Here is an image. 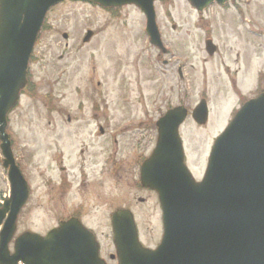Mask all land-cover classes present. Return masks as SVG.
<instances>
[{
	"label": "rangeland",
	"instance_id": "1",
	"mask_svg": "<svg viewBox=\"0 0 264 264\" xmlns=\"http://www.w3.org/2000/svg\"><path fill=\"white\" fill-rule=\"evenodd\" d=\"M236 1L240 7L235 10L231 5L215 6L203 14L186 0L156 2L166 55L150 44L146 17L135 6L109 12L91 3L68 1L51 12L48 30L40 35L39 63L32 69L35 98L23 99L11 115L15 158L31 190L19 215L16 236L27 231L45 235L57 226L59 217L81 210L102 243V257L109 264H117L111 259L116 255L111 215L118 208H129L136 217L142 243L148 248L160 244V202L157 194L143 189L139 181V162L149 157L157 144L156 127L147 132L152 120L156 124L180 103L191 114L202 100L208 101V125H198L190 115L180 129L187 165L201 181L215 141L241 109L243 99L251 100L264 91V0ZM242 11L249 13V21L243 19ZM89 30L95 36L84 44ZM209 42L217 51H209ZM179 68L184 76L181 82ZM95 113L107 116V122L102 123L106 135L99 141L106 140L112 153L116 149V159L122 161V180L106 176L103 181L92 182L99 170L92 164L91 154L96 155V163L103 157L99 153L102 143L91 140L87 141L92 148L86 149L91 151L86 155V165L95 171L90 173L87 190L77 191L75 185L71 193L63 195L51 181L46 187L50 179L58 182V178L68 176L76 180L81 162L73 142L74 125L60 128L46 120L52 121L51 116L58 114H85L90 119ZM127 126L133 128L116 133ZM56 136H67L65 141H69L61 149L66 173L61 172L62 166L52 164L54 145L50 141ZM116 136L118 145H111V137ZM9 195L0 148V205Z\"/></svg>",
	"mask_w": 264,
	"mask_h": 264
},
{
	"label": "water",
	"instance_id": "2",
	"mask_svg": "<svg viewBox=\"0 0 264 264\" xmlns=\"http://www.w3.org/2000/svg\"><path fill=\"white\" fill-rule=\"evenodd\" d=\"M64 1L0 0V77L5 76L6 83L0 87V139L11 184V197L0 210V264H107L96 238L77 219L61 223L45 237L24 233L15 240L13 252L10 246L29 189L5 132L6 116L27 83L28 63L47 13ZM89 1L105 8L137 6L146 16L151 44L166 51L155 10L161 0ZM188 1L203 11L227 0ZM92 36L89 32L85 42ZM9 62L14 67L8 71ZM188 115L185 107H178L158 121L156 149L141 169L143 188L159 195L163 241L155 250L145 248L133 214L117 211L113 228L119 264H264V94L245 104L217 139L201 183L185 164L179 134ZM193 119L199 125L208 123L206 101L194 110Z\"/></svg>",
	"mask_w": 264,
	"mask_h": 264
},
{
	"label": "flooded vegetation",
	"instance_id": "3",
	"mask_svg": "<svg viewBox=\"0 0 264 264\" xmlns=\"http://www.w3.org/2000/svg\"><path fill=\"white\" fill-rule=\"evenodd\" d=\"M230 1H233V0H230ZM229 5H231V7L234 10L237 9L238 7H240V4H238L236 0H234V2H232V3L230 2ZM242 14H243V19L246 21H249L248 20L249 13L247 11H242ZM45 27H47V26H45ZM45 27L43 29V32L48 30V27L47 28H45ZM40 42L41 41L39 38L35 44L33 56L29 62L26 87L21 91V93H19V101H18L16 107L7 115L8 125H7L6 131H7V134L9 136V139H10V142L12 144L13 149L16 145V142L14 140V136H13L12 132L10 131L11 123H12L11 122V115L19 108V106H21L23 99H29L30 97L35 98L32 94V84L33 83H32L31 77H32V69H33L34 65H37L39 63L38 56H37V48L40 45ZM210 51L214 52V48L211 47ZM215 51H217V49H215ZM165 63H166V65H168V62H165ZM0 66H1V64H0ZM13 67L14 66L10 62L6 66L8 71L10 69H13ZM178 76L180 79L179 82H181L183 77H184L181 68H179ZM14 79L16 81V85H18L19 80H17V77H14ZM13 82L11 81V83H13ZM11 83H10L9 87L11 86ZM2 84H4V85L6 84L5 83V76L0 77V87H2ZM34 90H36V88ZM54 105L57 106V112L61 113L62 111L59 108L60 105H58L57 103ZM179 105H182V104L180 103ZM103 115H104V117H102V119L100 120L101 116H103ZM51 117H52V121L46 120L47 122L50 123V125H55L56 127L60 125V128L65 127V126L67 127V126L74 125V129L76 130V132L72 133V135H74L73 136V139H74L73 142H75L77 147L79 148V159L81 162L78 165L79 166L78 171H77L78 174L75 176L76 180H71L70 177L64 176L62 178H58V182H56L53 179L47 180L45 185H46V187H48V183L50 181L53 182L55 184L53 187L56 186L57 188H59L58 190L63 192V195H67V194L71 193V191L73 189H75V185H78L77 191H80L81 189H84V188L87 190V187H88L89 183L91 182L90 173L95 171V170L90 169V167H88L86 165V164H89L88 163L89 159L86 158V155L88 153L91 154V151L86 152V149L90 150L92 148L91 146H89L90 143H88L87 141H91V140H93V142L99 141L100 138H103L106 135V128L102 123L107 122L106 121L107 116L105 114H96L95 113L90 119H86L87 115H85V114H76V115L58 114L56 116L52 115ZM38 118L40 119L38 122H41L43 120L42 117H40V116H38ZM90 123H92L93 125H91ZM96 123H97V125H96ZM155 127H156V124H155L154 120H152L151 127L147 128V132H153ZM89 128H96V129L94 132H91V131H88ZM129 128H133V127L127 126V127H124L123 129L120 127V130L116 133H118V134L123 133L125 130H128ZM60 134H68V132L66 133L65 131H60ZM68 137H70V136H68ZM66 139H67V136H60V137L56 136L55 138H53V140L51 138L52 141H50L51 145L55 146V147L52 146V148L54 149V156L52 158L53 161L51 159L52 164L54 162L55 164L62 166L60 168V170L63 173H66L67 169L63 166V164H64L63 162L66 160V158L64 156V152L61 149L64 145H67V143L69 142V141H65ZM100 143H102V146H99V153L102 155L103 161L101 163L100 162L96 163L95 162L96 155L94 153L91 154V156H92L91 158L93 160L92 164L94 166L98 165V167H96V168L99 170V172L97 174V178L92 182L103 181L106 176L113 177L114 180L118 179L121 181L122 176L120 174V171L122 170V161L116 159V155H117L116 149H115V152L112 153L111 149H113V148L108 149L106 147L107 146L106 140H102ZM110 143H111V145H118L117 136L113 137V140L111 137ZM153 151L151 152V154L153 153ZM145 160H146V158L144 157V159L142 160V163L139 162V164H141V166H142V164L144 163ZM53 166H54V164H53ZM24 170H25V168H23V171ZM74 181H76V182H74ZM137 182H136V184H137ZM145 190H147V189H145ZM148 191H150V190H148ZM54 202H56V201H54ZM120 209H123V208H118L112 213V215H111V227H112L113 215L116 211H118ZM126 209H129V208H126ZM80 211L81 210H77L76 212L72 211L69 213L70 214L69 216L63 217L62 219L59 217L60 221L58 222L57 226L54 228H58L61 223L65 222V221H69L70 219H77V220L81 221L82 224H84V226L86 228H88L96 236L98 243H99V246H102V243L100 242L98 236L96 235V232L86 224V222L83 219V216L81 215ZM112 231H113V227H112ZM112 256L113 255H111V259L116 260Z\"/></svg>",
	"mask_w": 264,
	"mask_h": 264
}]
</instances>
